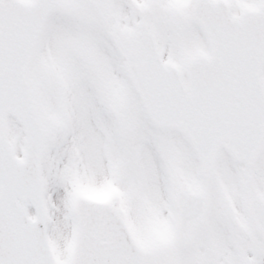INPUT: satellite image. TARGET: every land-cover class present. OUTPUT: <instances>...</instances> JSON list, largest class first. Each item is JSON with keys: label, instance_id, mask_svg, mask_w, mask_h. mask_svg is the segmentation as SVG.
<instances>
[{"label": "snow or ice", "instance_id": "obj_1", "mask_svg": "<svg viewBox=\"0 0 264 264\" xmlns=\"http://www.w3.org/2000/svg\"><path fill=\"white\" fill-rule=\"evenodd\" d=\"M0 264H264V0H0Z\"/></svg>", "mask_w": 264, "mask_h": 264}]
</instances>
